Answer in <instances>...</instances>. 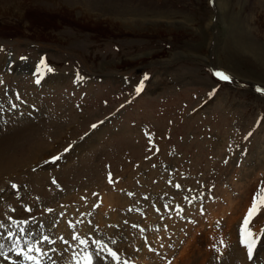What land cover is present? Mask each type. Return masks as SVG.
I'll return each mask as SVG.
<instances>
[{
  "label": "rangeland",
  "instance_id": "obj_1",
  "mask_svg": "<svg viewBox=\"0 0 264 264\" xmlns=\"http://www.w3.org/2000/svg\"><path fill=\"white\" fill-rule=\"evenodd\" d=\"M221 3L0 0V185L22 187L0 204L12 264H264V206L251 252L242 236L264 197V0Z\"/></svg>",
  "mask_w": 264,
  "mask_h": 264
},
{
  "label": "bare ground",
  "instance_id": "obj_2",
  "mask_svg": "<svg viewBox=\"0 0 264 264\" xmlns=\"http://www.w3.org/2000/svg\"><path fill=\"white\" fill-rule=\"evenodd\" d=\"M20 4H22L21 2H19ZM219 4H221V7H222V4L223 3H221V0H219ZM23 5V8H24V11H26L25 10V8H27V6L26 5H24V3L22 4ZM4 9V7H0V11L1 10H3ZM8 10H12V8L11 9H8ZM12 12V11H11ZM153 20V19H152ZM154 21V20H153ZM157 21V20H156ZM139 22V21H138ZM145 24H148V23H145ZM167 25V24H166ZM153 26V25H152ZM156 26V25H155ZM159 27V26H158ZM175 27V26H174ZM149 28V27H148ZM172 28V27H171ZM156 29V28H155ZM164 29V28H163ZM165 30V29H164ZM158 32V31H157ZM162 31H160V33H161ZM148 34V33H147ZM161 50L160 49H155L154 50V52H156V53H159ZM161 54V53H160ZM163 54V53H162ZM164 55V54H163ZM158 56H159V54H158ZM141 57V56H140ZM139 56H138V58H140ZM132 58L133 57H126V58H124V59H122V61H124V60H127V61H131L132 60ZM142 59H143V57H142ZM139 61V60H138ZM38 122V121H37ZM34 125V124H33ZM34 127V126H33ZM24 128V127H23ZM31 129H32V126L30 127ZM26 130V129H25ZM24 130V131H25ZM29 130V129H28ZM28 130H27V132H28ZM21 131V130H20ZM17 132V131H16ZM20 133V132H19ZM10 134V133H9ZM12 134H14V132L12 133ZM22 134V133H21ZM29 134V133H28ZM17 135V134H16ZM16 135H14V136H16ZM23 135V134H22ZM14 136H12V137H14ZM19 137L21 138V136H20V134H19ZM7 138V137H6ZM41 139V138H40ZM12 140V139H11ZM44 140V139H43ZM43 140H40L39 141V139H38V143L39 144H41V147H42V144L45 142V141H43ZM13 141V140H12ZM17 141V140H16ZM47 141V140H46ZM90 141V140H89ZM8 142V141H7ZM9 142H10V140H9ZM48 142V141H47ZM12 143V142H11ZM5 145L7 144V143H4ZM4 144H3V149H4ZM36 144H37V141H36ZM44 144H46V143H44ZM43 144V145H44ZM90 144V143H89ZM12 145H14V144H12ZM47 145V144H46ZM45 145V146H46ZM84 145V144H83ZM7 146V145H6ZM9 146V145H8ZM15 146V145H14ZM34 146V145H33ZM40 146V145H39ZM1 147V146H0ZM37 147H38V145H37ZM38 148H40V147H38ZM2 149V148H1ZM7 149V148H6ZM5 150V149H4ZM33 150H34V148H33ZM1 152V151H0ZM40 152V149L39 150H36L34 153L35 154H40L39 153ZM42 152V151H41ZM2 154V153H1ZM28 156V155H27ZM31 156V155H30ZM45 156V155H44ZM22 157V156H21ZM29 157V156H28ZM33 157V156H32ZM36 157V156H35ZM46 157V156H45ZM24 158V157H23ZM30 158V157H29ZM37 158V157H36ZM38 160V159H37ZM4 161V160H3ZM35 161V160H34ZM12 162V161H11ZM29 162H30V159H29ZM51 162V161H50ZM1 163H3L2 161H1ZM10 164V163H9ZM21 164H23V163H21ZM29 164V163H28ZM53 164V163H52ZM16 164L14 163V166H15ZM3 166H4V164H3ZM1 167V166H0ZM7 167H9V166H7ZM2 168V167H1ZM6 168V167H5ZM11 168V166L9 167V169ZM35 168V167H34ZM48 168V167H47ZM6 169H8V168H6ZM9 169H8V171H9ZM12 169V168H11ZM44 170V169H43ZM3 171H5V170H3ZM12 171V170H11ZM5 172H7V171H5ZM40 172V171H39ZM43 171H41V173H42ZM47 172V171H46ZM2 173V172H1ZM19 173V172H18ZM35 173V172H34ZM13 174L14 173H12V176H13ZM35 174H38V173H35ZM20 174H17V175H15V176H19ZM38 175H42V174H38ZM11 176V177H12ZM13 178H17V177H13ZM20 178V177H19ZM3 179V178H2ZM16 180V179H15ZM3 181V180H2ZM14 182V181H13ZM239 182V181H238ZM241 182V181H240ZM3 183V182H2ZM2 183H1V185H2ZM8 183V182H7ZM0 185V186H1ZM4 186V185H3ZM2 187V186H1ZM5 187V186H4ZM4 187H2V189L4 188ZM1 189V190H2ZM22 190V187H18V188H16V189H13V188H11V187H6V188H4V190L1 192L0 191V204H2L3 203V201H5V199L6 200H9V199H11L12 198V201L14 200V197L16 196V194H18L20 191ZM227 191V190H226ZM110 194V193H109ZM109 194H107L108 196H110L109 197V200L111 201V199L110 198H112V197H114V196H112L111 194L109 195ZM225 194V193H224ZM118 195V194H117ZM121 195H122V193H121ZM120 195V196H121ZM3 196H5V198H3ZM115 196H116V194H115ZM116 197H118V196H116ZM229 197V196H228ZM231 197V196H230ZM105 198V197H104ZM107 198V197H106ZM121 198V197H120ZM125 198V197H124ZM232 198V197H231ZM228 199H230V198H228ZM227 198L226 199H224L225 201L226 200H228ZM108 200V199H107ZM122 200V199H121ZM125 199H123V201H124ZM113 201H116L115 199L113 200ZM118 201H120V199L118 200ZM117 201V202H118ZM126 201H128L127 199H126ZM222 201V200H221ZM224 201V202H225ZM232 200H230L229 202H231ZM107 202H109V201H107ZM116 202V203H117ZM220 202V201H219ZM228 202V201H227ZM120 205V204H119ZM128 205V204H127ZM222 205V204H221ZM227 205V204H226ZM1 206V205H0ZM73 206H75V205H73ZM223 206V205H222ZM228 206H229V204H228ZM70 207V206H69ZM76 207V206H75ZM123 207V206H122ZM227 207V206H226ZM115 208H116V206H115ZM118 208V207H117ZM116 208V209H117ZM124 208V207H123ZM216 208V207H215ZM224 209H225V207H223ZM62 208H60V210H61ZM64 209V208H63ZM66 209V208H65ZM106 209V208H105ZM119 209V208H118ZM125 209V208H124ZM221 209H222V207H221ZM228 209V208H227ZM231 209V208H230ZM60 210H58V211H60ZM99 210V209H98ZM121 210V209H120ZM218 210V209H217ZM57 211V212H58ZM68 211H70V210H68ZM74 211V210H73ZM114 211H116V210H114ZM119 211V210H118ZM222 211H223V209H222ZM225 211V210H224ZM75 212V211H74ZM120 212V214H121V211H119ZM118 212V213H119ZM49 213V212H48ZM51 213V212H50ZM76 213V212H75ZM74 213V214H75ZM112 213V212H111ZM114 213V212H113ZM46 215H47V213H45ZM53 214V213H52ZM57 214V213H56ZM102 211L100 212V219L102 220V218H103V216H102ZM108 214V213H107ZM106 214V215H107ZM216 214H218V213H216L215 212V215ZM227 214V213H226ZM45 215V216H46ZM214 215V214H213ZM54 216V215H53ZM57 216V215H56ZM111 216V215H110ZM120 216V215H119ZM153 216V215H152ZM43 217V216H42ZM48 217V216H47ZM51 217H52V215H51ZM115 216H113V217H111V218H114ZM118 217V216H117ZM110 218V217H109ZM121 218H122V214H121ZM124 218V217H123ZM136 218V217H135ZM220 218V217H219ZM210 219V218H209ZM65 220V219H64ZM109 220V219H108ZM116 220V219H115ZM122 220V219H121ZM63 221V220H62ZM95 221V220H94ZM105 221H106V219H105ZM113 221V220H112ZM120 221V220H119ZM211 221H212V218H211ZM176 222V221H175ZM66 223V222H65ZM108 223V222H107ZM206 223V222H205ZM212 223H214V222H212ZM118 224V223H117ZM179 224V223H178ZM9 225V224H8ZM102 225V224H101ZM104 225V224H103ZM176 225V224H175ZM10 226V225H9ZM106 226V225H105ZM110 226V225H109ZM123 226V225H122ZM172 226V225H171ZM179 226V225H178ZM218 226V225H217ZM2 227V226H1ZM36 227V226H35ZM50 227H51V225H50ZM49 227V228H50ZM65 228V224H61L60 225V229H64ZM232 228V227H231ZM1 229V228H0ZM8 229H10V228H8ZM7 229V230H8ZM14 229V228H13ZM57 229V228H56ZM126 229V228H125ZM174 229V228H173ZM1 230H3V229H1ZM65 230H67V229H65ZM187 230V229H186ZM4 231V230H3ZM56 231V230H55ZM63 230H61V232H62ZM205 231V230H204ZM200 232V231H199ZM210 232V231H209ZM37 233H39V231H37ZM175 233V232H174ZM189 233V232H188ZM7 234V233H6ZM9 234H10V232H9ZM184 234H186V233H184ZM4 235L5 234H3V235H1V238H2V236L4 237ZM179 235V234H178ZM182 235V234H181ZM193 235V234H192ZM180 236V235H179ZM207 236V235H206ZM6 237H7V235H6ZM6 237H5V239H6ZM182 237H183V235H182ZM235 237V236H234ZM11 238V237H10ZM4 239V238H3ZM168 239V238H167ZM176 239V238H175ZM11 240V239H10ZM166 240V239H165ZM182 240V239H181ZM177 241V240H176ZM0 242H1V240H0ZM4 242V241H3ZM10 242H12V241H10ZM9 242V243H10ZM189 242H191V241H189ZM7 244L6 243V245H4L3 246V248H2V251L0 252V253H3V255H0V264H12V245L11 244ZM165 244H167V243H165ZM1 245H3V244H1ZM190 245H191V243H190ZM192 245H193V243H192ZM189 246V245H188ZM166 247H167V245H166ZM165 247V248H166ZM184 247H185V245H184ZM186 247H187V245H186ZM186 247H185V249L184 250H186ZM191 247V246H190ZM193 247V246H192ZM188 248V247H187ZM168 249V248H167ZM189 249V248H188ZM193 249H194V247H193ZM192 249V250H193ZM243 249V248H242ZM169 250V249H168ZM183 249H182V251H184ZM191 250V249H190ZM171 251H172V249H171ZM165 252V251H164ZM167 252H169L170 253V250L169 251H167ZM187 252V251H186ZM194 252H196L195 250H194ZM241 252V251H240ZM162 253H163V251H162ZM161 253V254H162ZM169 253H167V254H169ZM172 253V252H171ZM178 253H179V250H178ZM200 253V252H199ZM236 253V252H235ZM264 254V253H263ZM178 255V254H177ZM186 255H188V253L186 254ZM239 255V254H238ZM248 255V254H247ZM179 256V255H178ZM158 257V256H157ZM177 257V256H176ZM145 258V255L143 254V258L142 259H144ZM161 258V257H160ZM168 258H169V256H168ZM167 258V259H168ZM183 258V257H182ZM181 258V259H182ZM186 256L184 257V261L186 262ZM176 260V261H175ZM178 260H179V258H178ZM144 261V260H143ZM149 261V260H148ZM156 261V260H155ZM175 261V262H174ZM174 261H173V264H177L178 262H177V258L176 259H174ZM182 261V260H181ZM151 262V261H150ZM150 262H148V263H150ZM168 262V261H167ZM187 262H189V261H187ZM152 263V262H151ZM165 263V262H164ZM172 263V262H171ZM182 263H183V261H182ZM190 263V262H189ZM144 264H146V262L144 263ZM153 264V263H152ZM166 264V263H165ZM168 264H170V263H168ZM180 264H181V262H180ZM188 264V263H187Z\"/></svg>",
  "mask_w": 264,
  "mask_h": 264
},
{
  "label": "snow or ice",
  "instance_id": "obj_3",
  "mask_svg": "<svg viewBox=\"0 0 264 264\" xmlns=\"http://www.w3.org/2000/svg\"><path fill=\"white\" fill-rule=\"evenodd\" d=\"M41 64L42 65L44 64L43 60L41 61ZM48 70L51 71V69H48ZM214 75L219 77L222 80H229L230 79V77L222 71H215ZM37 82H39V81H37ZM142 87H143V82H141L140 86L137 87V89H136L137 93H139L142 90ZM256 90L258 92L264 93V88H257ZM92 127L95 128L96 125H92ZM67 150L68 149H65V151H67ZM58 159H59L58 156L52 157L53 161L58 160ZM53 182L55 183V181H53ZM110 182H111V180H110ZM12 187L15 188L16 185H12ZM176 187H180V185H176ZM261 206H264V197L260 198L259 203H257L256 200L253 201V203H252L251 207L249 208L248 213L244 219V222H243V227H242L243 242L248 244L249 252H251V248L254 245L255 241L251 240L252 233L248 230V224L250 223L251 218L259 212ZM49 211H51V209H49ZM134 227H135V225H134ZM44 239L48 240V237L45 236ZM72 239L73 240H79V243L82 245L87 244L86 240L80 239L78 236H73ZM65 243H67V241H65ZM93 243L96 244L97 246H102L100 241H93ZM102 247H104V249L107 251L108 255L113 260H117V261L119 260V257L115 251H113L110 248H107L106 246H102ZM29 251H31V249H29ZM36 251L39 252L40 249L37 248ZM0 255H3V253H0ZM96 255L99 258V253H97ZM25 257H26V259L36 261V264H39V261H37L36 257L31 256V255H27V254H25ZM77 264H93V254L92 253H86L84 255V258L82 261L80 259H77Z\"/></svg>",
  "mask_w": 264,
  "mask_h": 264
}]
</instances>
